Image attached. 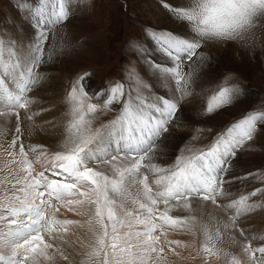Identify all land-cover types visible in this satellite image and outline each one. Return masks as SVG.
Returning a JSON list of instances; mask_svg holds the SVG:
<instances>
[{
    "label": "snow or ice",
    "instance_id": "6c2138e0",
    "mask_svg": "<svg viewBox=\"0 0 264 264\" xmlns=\"http://www.w3.org/2000/svg\"><path fill=\"white\" fill-rule=\"evenodd\" d=\"M73 2L22 4L21 10L31 9L34 39L17 45L11 38L0 37V115L11 112L16 118V135L9 145L14 150L8 155L13 158L10 164L23 173L18 176L9 170L0 177V264H53L55 252L68 260L71 253L65 254L66 246L76 243L68 239L69 229L84 224L89 250L80 264H163L165 246L179 244L167 239L166 225L199 233L203 252L224 257L227 264H264V236L248 238L239 223L259 206L251 198L264 195V188L229 202L221 200L230 195L225 185L233 179L229 173L237 152L264 129V109L248 111L207 144H183L184 138L172 133L186 119L182 101L191 103L195 96H204L195 92V85L209 76L204 43L247 39L258 21L264 23V0H186L182 4L165 0L161 6L180 31L149 27L144 35L168 63L152 60L140 38H132L130 47L146 66L145 72L154 73L171 95L154 93V85L143 79L134 62L123 73L127 88L117 81L106 89L86 92L81 76L63 99L67 116L63 139L49 155L38 151L43 146L25 148L20 110L27 112L34 103L28 93L43 75L40 65L52 60L54 49L64 46L50 41L49 33L66 24ZM231 78V73L211 77L222 82L205 98L203 115L216 114L239 100L244 89L230 84ZM93 98L103 102L93 103ZM106 112L115 115L104 121L101 116ZM38 115L32 112L27 119L34 121ZM169 139L180 143L161 142ZM160 148L169 149L170 155L165 158ZM29 153L36 154V159H29ZM42 159L48 167L36 172L34 164ZM257 178L264 181V176ZM194 201L201 209L210 203L224 213L214 231L194 215L169 214L174 206L191 213ZM86 203L92 212L84 223L56 217L60 207L81 215L78 206ZM134 224L143 229L133 230ZM158 229L160 235H154ZM225 237L237 245L238 255L217 247ZM254 240L260 243L254 246Z\"/></svg>",
    "mask_w": 264,
    "mask_h": 264
},
{
    "label": "rangeland",
    "instance_id": "374dc122",
    "mask_svg": "<svg viewBox=\"0 0 264 264\" xmlns=\"http://www.w3.org/2000/svg\"><path fill=\"white\" fill-rule=\"evenodd\" d=\"M36 2H38V0H0V37L5 40L11 38L17 45L30 40L29 36L33 28L30 24L31 9L25 8L21 10L20 5L34 6ZM164 2L165 0H74V5L72 3L70 6V13L72 14L66 21V24L57 26L49 33L50 41L64 45L52 51L53 59L49 64L51 65V69L47 71L50 73H57L55 79L58 83L60 78L62 79V82L59 84L60 89L62 88V91L60 90L62 92V98L64 99L66 96L71 83L81 76L84 77L86 92H96L97 90L106 89L109 85H113L117 81L124 82L127 88L128 83L124 80L123 73L128 67V64L134 62L138 71L143 66L141 60L136 57L135 51L130 47L132 38H140L139 42L148 50L147 55L150 54L149 57L158 62V58H152L149 49L151 44L152 46L156 45L145 37V29L151 27L154 30H171L177 32L179 28V25L174 23L171 18L166 19L167 21L163 20V14L158 8L160 7L169 14V12L161 6ZM175 3L180 4L178 0H176ZM203 49L210 64V69L205 68L209 76L206 77L204 81L198 82L195 85V92H203L204 96L201 97L198 95L199 102L195 107L199 110H197V114L194 117L196 119L190 118L189 122L186 120V124L189 123L190 126L188 127L190 128L189 130L193 129V132L192 135L187 137V140L183 142V144H187L188 142L198 145L207 144L211 141L216 132H219L231 122L241 118L248 111L264 109V23H257L253 29L250 30L248 38L245 40L228 42L209 41L204 43ZM47 55L48 54L45 53V59ZM41 72L43 76H40L39 79L44 80L46 71ZM223 73H231L232 78L229 83L240 85L244 89V92L233 105L225 107L216 114L210 116L203 115L200 110L205 104V98L211 94L212 89L215 88L217 84L222 82L219 79H211V77H219ZM38 85L39 84L35 85L33 91L28 93L30 98L35 94L34 92L39 87ZM32 99L35 103V98ZM58 102H60V100ZM91 102L102 103L103 101L93 98ZM184 105H187V103L182 101V106ZM24 111L20 110V113ZM58 111L62 116V123L64 125L67 120V116L65 115L66 107L59 108ZM28 112L31 114V108ZM29 113L28 115H30ZM44 113L45 111H40V115L38 116L45 115ZM11 114V112H4L3 115L6 116ZM114 115L115 113L113 112H106L101 116V119L107 121L113 118ZM181 124L183 125L184 123L181 122ZM45 125H47L45 122L40 124V126ZM21 128L23 134H26L27 130L23 127ZM209 129L212 131H208ZM191 136H199V139L191 140ZM22 141H24L23 143L26 149L30 145L43 146L38 147V151H47L49 155L59 147L60 143L44 144L43 142V144L36 145L33 143V141H35L34 139ZM236 156L239 165H241V169L245 172L244 175L248 178L246 186L249 187V192L258 187L264 188V181L257 178L264 176V129L258 132L255 139L250 142V145L246 144L244 150L238 151ZM29 159L35 160L36 154L29 153ZM13 166L14 168H18V166ZM47 167L48 164L46 159H42L39 164H34L35 171H37L36 169ZM4 171L5 169L1 170L0 166V177L4 175ZM19 175L18 173V176ZM234 194L236 193L230 194L233 196L229 195L228 198L221 200L225 202L234 200L236 196ZM256 202L259 206L253 210V212L247 213L245 216L241 217L239 221L240 224L249 220L250 218L248 216L253 217L257 215L256 213L262 214V221L264 224V195H260L259 198L256 199ZM84 208H86L88 213L87 203L81 206L82 212ZM89 212L91 214V208ZM63 214V207H60L59 212L56 213V217L62 220H72V218H69L67 215L63 217ZM85 218L84 216L83 219ZM77 219L79 218L77 217ZM140 228L143 229V226L133 225V230H142ZM167 228L169 232H174L176 234L179 232L178 235H170L168 231L166 233L168 235V240V237H170L175 238V241H179L178 245L172 244L173 247L167 245V247L173 248V250L178 248L181 250L183 245L188 248V245L194 243L196 239L193 232L189 231L188 233V231L181 228ZM261 229L264 232V225H262ZM165 230L166 228L164 231ZM84 232L86 233L83 228L76 226L70 227L68 239L76 243L67 246L70 248L68 253H71L68 260H64L59 252H55L67 264H73V261H71L73 259L78 261V263L79 261L81 262L84 259L83 248H86L87 251L89 250V236L85 235ZM154 235H160L159 229ZM164 239L165 237L162 236L161 240L163 241ZM221 242H217V247H221L225 250ZM196 246V249L192 248L194 251L192 249V251L189 250L193 252L191 256L186 255L190 259V264H218L219 262L220 264H227L224 257L217 258L216 256L204 253L202 250V243ZM165 250L167 254L168 249L165 248ZM53 251H55V249H53ZM68 253L66 252L65 254ZM153 258H155V256ZM74 263L78 264L76 262Z\"/></svg>",
    "mask_w": 264,
    "mask_h": 264
},
{
    "label": "bare ground",
    "instance_id": "6f19581e",
    "mask_svg": "<svg viewBox=\"0 0 264 264\" xmlns=\"http://www.w3.org/2000/svg\"><path fill=\"white\" fill-rule=\"evenodd\" d=\"M175 1L176 0H173L174 3H175ZM178 2L180 4H182V3H185L186 0H178ZM73 5H74V3H73ZM158 9L163 14V20L167 21L166 19L170 18V14L163 11L160 7ZM257 23H260V22L258 21ZM179 31H180V28H178L177 32H179ZM29 37H30V40L34 39L33 28H32V33H30ZM149 49L151 51V55H152L153 59L158 58V62L165 63V64L168 63L166 58H164L159 52L156 51V46H154V45L152 46V44H151ZM46 59H47V57H46ZM50 62L51 61L44 63L40 66V71H46L45 72L46 74H45L44 80L39 79V81L37 83V84H39L38 85L39 87L34 92L35 94L32 95V98H35L36 102L30 106L31 113H32V110H33V112H40L43 109L45 111V113H44L45 115L36 116V117H34V121H30L27 119V116L29 113L28 111L30 108L27 110V112L22 110L24 112L20 113L21 124H22L21 127H23L24 129L27 130V133L23 134L22 140L27 141L28 139H34L35 141H33V143H35L36 145L37 144H43V142H44V144H53V143L58 144L60 142L59 140H62V136H63L62 116L60 115V113H58L59 108H63L64 106L66 107L65 103L63 102V98H62V92H61L62 88L60 89V85H59L62 82V79L60 78V81L58 83V81H56V79H55V75L57 73L47 72L49 69H51L50 68L51 65H49ZM145 67L146 66L143 65L139 69V72L143 75V79H145L147 83H149L150 85H154V87L151 90L154 93L159 91V92H167L168 95H171V89H167L164 86H162L160 81L155 78L154 73L145 72ZM198 99L199 98L197 95V96H195V98L192 100L191 103L185 102V103H187V105L182 106V108H183V115L186 119L181 121L184 124L182 125L180 123V125L178 127H174L172 129L173 135L184 138L183 142H185L187 140V137H189V135H192L193 129L189 130L190 129V128H188V127H190L189 123L186 124V122L187 121L189 122L190 118L192 119L196 116L197 110H199L195 107L196 105H198V102H199ZM59 100H60V102H58ZM194 119H196V118H194ZM44 122L47 123V125L40 126V124H43ZM15 124H16V118L13 114L6 115V116L0 115V129L3 130V135H0V166H1V170L5 169L4 174L7 173L9 170H11L16 175H18V173L20 175H23V173L20 171L19 167L14 168L13 164H10V161L13 158L8 155V153L10 151L14 150V149L10 148L9 145H10V142L12 140V137L14 135H16L15 131H14ZM190 124H192V123H190ZM161 142L172 144V145H176V144L180 143V141L173 140V139L162 140ZM188 143H190V142H188ZM182 145L183 144H181V146ZM15 150L18 151V145H17V148ZM158 151L161 152L165 156V158H167L170 155L169 149L160 148V149H158ZM17 159H19V157H17ZM4 165H7V166H4ZM9 167H11V168H9ZM45 169L46 168L36 169L37 170L36 172L45 171ZM244 173H245L244 170L241 169V165H239L238 159L236 158L233 162L232 170L229 173V175L231 177H233V179H231L230 182L227 185H225L226 190H228L230 192V194L236 193V194H234L237 196V197L236 196L234 197L235 199H238L241 195L248 194L250 191L249 187L246 186L248 178H247V176L244 175ZM46 174H48V173L46 172ZM228 196L229 195L224 196L221 199L228 198ZM230 196H233V195H230ZM259 196L257 198H259ZM257 198L252 197L251 199L256 201ZM223 202H225V201H223ZM173 205H175V202H173ZM198 205H199L198 201L193 202V209H195V210L192 211L191 213L187 210H184L182 207L174 206L172 212H170L169 214L171 216H174V217H176V216L187 217L190 214L194 215L198 218L199 221H201L203 223H208L209 226L214 231L216 222L218 220L223 219L224 213L220 209H216L210 203L205 204V206L202 209ZM78 207H79V211L82 213L81 215H77L75 212L69 211L67 208L63 207V212H64L63 217H64V215L65 216L67 215L69 218H72V220H74V221L78 220L80 223H84L87 216L90 215V212H89L90 207L88 205V213H87L86 208H84V210L82 212L81 206H78ZM161 207H163V205H161ZM49 214H51V210H50ZM256 214L257 215H255L253 217L248 216L250 219L246 220L244 223H242V225L244 226V229H245V235L248 238H251L253 236H256V237L264 236V232L261 229L262 225H264L263 221H262V219H263L262 214L261 213L260 214L256 213ZM57 216H58V214H57ZM84 216L86 217L85 219H83ZM77 217L79 219H77ZM81 217H83V218H81ZM167 227H169V226H167V225L165 226V228H166L165 232L166 233H167V231L169 232V229ZM87 228H88L87 224H84L83 230L87 232ZM140 229H142V228H140ZM159 231H161V230H159ZM176 231H178V230H176ZM190 232L194 233L193 235L196 237V239H195L196 242L194 241V243L189 244L188 248H186V246L183 245L181 250H179V248L178 249L175 248L176 250H173V248L165 246V248L168 249V252L166 254L165 253L166 250H165V252L162 254L163 264H188L189 263L190 259L187 256L188 255L191 256V254L193 253V252H191L193 250L192 248L196 249L197 248L196 245L199 243H202V241H203L202 235H200L199 233H196L194 231H190ZM169 233H170V235H178L179 234V232H178V234H176L174 232H169ZM188 233H189V231H188ZM84 234H85V232H84ZM180 235H181V233H180ZM230 235H231V233H229V236ZM235 235H236L237 240L241 239L239 237L238 233H235ZM188 237H189V235H188ZM168 238H169V240L175 239V238H170V237H168ZM49 242H51V241H49ZM252 243L254 246H256L260 243V241L254 240V241H252ZM221 244L224 246L225 251H229V252H232V253L237 254V255L239 254L237 252V245L231 243V241L228 237H225L224 241H222ZM67 249H68V251H70L69 247H67ZM182 250H184V251H182ZM189 250H191V251H189ZM68 251H67V253H68ZM85 252H87V250H86V248H83V253H85ZM188 252H190V253H188ZM56 253H55L56 260L53 262V264H67ZM71 261H73V264H75L74 262L78 263V261H75L74 259ZM78 264H80V261ZM218 264H220V262Z\"/></svg>",
    "mask_w": 264,
    "mask_h": 264
}]
</instances>
